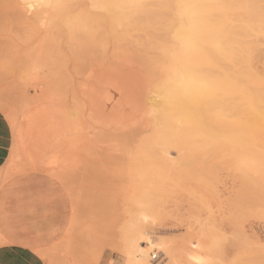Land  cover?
<instances>
[{
	"label": "rangeland",
	"instance_id": "374dc122",
	"mask_svg": "<svg viewBox=\"0 0 264 264\" xmlns=\"http://www.w3.org/2000/svg\"><path fill=\"white\" fill-rule=\"evenodd\" d=\"M175 2L0 0V111L12 131L0 240L26 235L48 264L127 261L118 249L147 211L168 225L161 235L192 225L199 246L175 249L185 264L209 259L217 240L216 258L264 264V137L173 132L158 112L170 88L158 55L178 46Z\"/></svg>",
	"mask_w": 264,
	"mask_h": 264
},
{
	"label": "bare ground",
	"instance_id": "6f19581e",
	"mask_svg": "<svg viewBox=\"0 0 264 264\" xmlns=\"http://www.w3.org/2000/svg\"><path fill=\"white\" fill-rule=\"evenodd\" d=\"M262 5L264 0H176L178 46L157 59L170 85L158 111L165 129L235 130L246 143L263 144L256 141L264 137V65L260 70L256 64L264 59ZM234 101L239 118L231 122L227 112Z\"/></svg>",
	"mask_w": 264,
	"mask_h": 264
},
{
	"label": "snow or ice",
	"instance_id": "6c2138e0",
	"mask_svg": "<svg viewBox=\"0 0 264 264\" xmlns=\"http://www.w3.org/2000/svg\"><path fill=\"white\" fill-rule=\"evenodd\" d=\"M45 6L46 5L44 4L33 5V7ZM262 7H264V5H262ZM141 207L148 209L150 205L144 204L141 205ZM166 226L168 225L163 218L152 216L145 211V213L141 215L140 220L134 225V235L127 237L124 240L122 249H118L127 253L129 259L125 261L123 258H120L111 261L110 264H157V261L159 260L157 250H159L160 255L168 258L167 264H185L184 261L175 258V249L180 241H183L186 244L190 243L192 248L199 246L196 243V236H191L189 238V233L192 232V225L177 220L175 226L182 229L179 236H165L158 234L157 229ZM184 228H187L188 231L184 232ZM141 242H143L144 246H141ZM9 245L18 247V250L22 253L32 256L35 264H48L46 256L44 259H40V257L44 255L41 249L26 235H9L6 239L0 240V251ZM133 251L139 256V260L134 261L131 259ZM207 251L210 258L199 261L198 264H244V262L238 258H233L231 260L216 258L221 254V242L219 240L214 241ZM185 254H187V250L185 251ZM81 264H100V262L95 258H92L82 261ZM160 264H164V262L160 261Z\"/></svg>",
	"mask_w": 264,
	"mask_h": 264
},
{
	"label": "crops",
	"instance_id": "0c3cea01",
	"mask_svg": "<svg viewBox=\"0 0 264 264\" xmlns=\"http://www.w3.org/2000/svg\"><path fill=\"white\" fill-rule=\"evenodd\" d=\"M12 131L3 112L0 111V170L4 167L10 155ZM40 259H43L40 257ZM113 257H104L102 264H110ZM0 264H35L32 256L22 253L18 247L7 246L0 251Z\"/></svg>",
	"mask_w": 264,
	"mask_h": 264
},
{
	"label": "built area",
	"instance_id": "2783aa9c",
	"mask_svg": "<svg viewBox=\"0 0 264 264\" xmlns=\"http://www.w3.org/2000/svg\"><path fill=\"white\" fill-rule=\"evenodd\" d=\"M157 256H158V253H157Z\"/></svg>",
	"mask_w": 264,
	"mask_h": 264
}]
</instances>
